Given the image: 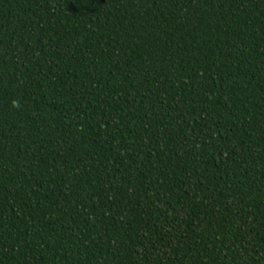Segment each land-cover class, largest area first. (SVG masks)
<instances>
[{"label": "trees", "instance_id": "16d2710c", "mask_svg": "<svg viewBox=\"0 0 264 264\" xmlns=\"http://www.w3.org/2000/svg\"><path fill=\"white\" fill-rule=\"evenodd\" d=\"M0 264H264V0H0Z\"/></svg>", "mask_w": 264, "mask_h": 264}]
</instances>
